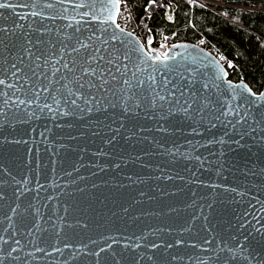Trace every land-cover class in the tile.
Instances as JSON below:
<instances>
[{"label": "water", "instance_id": "water-1", "mask_svg": "<svg viewBox=\"0 0 264 264\" xmlns=\"http://www.w3.org/2000/svg\"><path fill=\"white\" fill-rule=\"evenodd\" d=\"M11 2L22 4L27 0ZM109 2L110 0H98V4ZM120 7L117 5L113 10L111 22L104 23L108 21V9H100L98 6V12H102L101 24L93 22L92 27H106L108 34L117 31L121 39H124L130 48L135 49L133 61L138 66L140 62L136 60L137 56L153 57L149 63H158L161 67L165 63L180 65L178 72L183 73L186 78H192L197 90L218 102L212 111L219 115L223 110L227 115L215 120L209 114L199 124L184 119L180 114L166 121L159 120L158 109L150 113L156 119H146L142 111L138 116H130L126 121L129 127L136 124L146 129H155L159 120L167 132L146 131L142 135L147 136L149 140L155 137L164 141L166 147L177 152V158L173 160L164 155H145V152L157 151L154 145L147 141L137 143L121 140L115 151L122 154L128 163L124 165L121 161L122 167L113 170L107 168L112 159L110 156L93 155L105 147L100 138L90 134L81 135L82 132L88 133L89 128L93 127L89 124L90 120H104V113L85 114L81 120L77 117L53 115L45 110L39 114L40 119H29L23 114L24 106H21L19 113L12 109L7 122L0 116V181L7 180V184L0 186V191L6 192L9 197L7 202L0 201V221L3 220L7 204L15 206L19 203L23 210L31 203L34 209L39 210L43 217L39 222L48 231L36 233V236L46 241L37 243L44 247L50 256L34 253L35 258L31 264H61L69 252H75L77 256L71 264H92L95 258H81V252L78 250L87 244L89 249L98 251L96 245L90 244L89 241L95 240L99 247H105V240L109 236L118 240L111 253L123 255L125 259L122 264H131V257L134 255H152L158 261L170 260L171 256H182L185 260L172 264H188L186 254L197 251L191 245L196 244L197 249L206 248L208 245L204 244L205 238L211 242L213 249L237 247L238 241L240 245L245 246L244 255L250 250L257 260L264 257V248L255 243L261 240V234L264 233V132H261L259 127L252 132L248 126L252 123L251 118L248 124L236 123L239 117L232 111L236 109L237 112L243 113L247 109L257 115L264 112V98L259 95L264 93V85L260 93L249 95V86L243 81H231L226 63L199 44H174L161 54L150 47L154 41L153 37L143 45L133 33L123 30V34H120L115 27L118 24ZM30 12L31 9H16L18 15L15 16V24L19 27L14 28L13 15L9 13L8 19H5L3 11L0 10V27H7L17 36L30 32V25L35 21V18L29 15ZM77 19L79 18L69 17L73 24ZM68 22L45 21L53 30ZM99 34L97 32V35ZM0 39H4L3 33H0ZM157 56L160 58L159 62L154 59ZM129 67L131 69V65ZM143 67L151 71L148 65ZM156 75L159 79L161 73L157 72ZM204 84L208 85V90L202 88ZM229 85H232V88H229ZM4 91L3 86H0V105ZM251 92L254 93L252 90ZM119 111L116 110L117 115ZM70 136L77 139H69ZM16 140L22 142L17 144L14 142ZM220 140L225 143H210ZM189 141L191 143H188ZM197 155L202 157V161L194 159ZM136 156L141 159L136 160ZM97 164L106 170L100 171L95 167ZM156 165L164 167L166 174L174 179H155L160 175ZM3 169L9 170L21 181V185H15L11 177H6ZM126 175H132L134 180L140 177L143 183H129L124 179ZM120 183L125 186L119 187ZM17 187L27 189L19 200L13 195L14 188ZM141 192L145 195L140 196ZM123 207L129 208L128 214L121 211ZM28 219L35 222L37 218L29 215ZM52 220L56 221L57 228L63 225L59 238L51 227ZM83 223L88 225L86 229L81 227ZM69 224L72 227H68ZM4 226L0 223V234H3ZM157 229L164 231H155ZM256 229L260 231L257 232ZM141 235L147 236V240H135V237ZM125 237L132 239L126 241ZM245 237L249 238L248 241ZM177 239H183L185 243L176 246ZM162 240L173 243L174 247H161L159 250L142 247L135 253L131 250L125 251L123 247L125 243L133 241L145 244L148 241L161 243ZM22 243H27V240H22ZM65 243L71 247L64 249ZM107 243L111 244L112 241L107 240ZM51 245L62 249V254L53 251ZM27 250L33 251L31 245ZM197 254L207 255L203 251H197ZM121 255H117V259H120ZM143 264L149 262L145 260ZM234 264H256V260L245 262L240 256Z\"/></svg>", "mask_w": 264, "mask_h": 264}, {"label": "snow or ice", "instance_id": "snow-or-ice-1", "mask_svg": "<svg viewBox=\"0 0 264 264\" xmlns=\"http://www.w3.org/2000/svg\"><path fill=\"white\" fill-rule=\"evenodd\" d=\"M154 3L155 0H149L145 9L147 10ZM117 5L123 6L121 0H110L109 3L99 4L98 0H79V2H75V0H27L22 4L13 3L11 0H0V10L3 11L4 18L8 19L9 13L13 15L14 28L19 27L15 24V16L18 15L16 9L18 8L31 9L29 15L35 18L34 23L30 25V32L22 33L19 36L7 27H0V33L4 35V39H0V86L5 89L2 94L0 116H3L7 122L9 112L15 109L19 113L21 106H24L23 114L29 119H40L39 114L44 113L45 110L53 115L77 117L81 120L85 114L104 113V120H90L89 124L93 127L89 128L88 133L82 132L81 135L90 134L100 138L105 147L100 148L93 155L110 156L112 159L107 164V168L120 169L121 161L127 165L128 160L115 151L121 140L137 143L147 141L154 145L157 151L145 152V155H164L175 160L177 152L166 147L164 141L157 140L155 137L149 140L142 134L146 131L167 132L159 120L166 121L178 114L186 120L199 124L209 114L213 119L219 120L220 116H226L227 112L221 110L219 115L214 113L212 109L218 102H214L209 95L197 90L192 78H186L183 73L178 72L180 65L165 63L161 67L158 63H149L153 57L137 56L136 60L140 62V66H138L133 61L135 49L130 48L117 31L108 34L106 27H92L93 22L101 24L102 12H98V6L100 9H108V21L104 22L107 23L111 22L113 10L117 8ZM70 16L73 19L76 17L79 19L73 24L69 20ZM57 20H68L69 22L55 30L45 23V21L54 22ZM115 27L120 34H123V29H120L119 24H116ZM97 32L100 34L97 35ZM9 36L12 38L9 39ZM260 40H264V34L261 35ZM154 59L157 62L160 60L158 56ZM167 59L166 56L165 60ZM143 65L151 67V71H148ZM157 72L161 73L159 79L156 75ZM202 88L208 90V85L204 84ZM229 88H232V85H229ZM249 95L256 94L249 90ZM259 95L264 98V93ZM117 109L120 110L119 115H117ZM157 109L160 115L155 129H146L136 124L129 127L126 123L130 116H138L141 111L144 112L146 119H156L150 113ZM232 111L239 117L236 123L248 124L249 118H251L252 123L248 126L252 132H255L257 127L261 129V132H264V112L257 115L248 112L247 109L243 113L237 112L236 109H232ZM197 117L199 120H196ZM212 126L215 127L214 124ZM193 131L195 132V129ZM41 135L43 136L44 133ZM69 139L75 140L77 137L70 136ZM14 142L19 144L22 141ZM210 143L223 144L225 141H211ZM84 150L81 149V151ZM135 159L140 160L141 157L136 156ZM194 159L202 161V157L199 155ZM95 167L100 171L106 170L99 164ZM142 167H151V165H142ZM156 170L160 175L155 179L165 181L174 179L171 175L166 174L164 167L156 165ZM2 171L6 177H11L15 185H21V181L17 180L9 170L3 169ZM180 178L182 179V177ZM124 179L129 183L137 181L143 183L140 177H136L134 180L132 175H126ZM4 184H7V180L0 181V186ZM124 186L123 183L119 184V187ZM93 187L97 186L93 185ZM25 191H27L26 188L23 190L19 187L14 188L13 195L16 200H19ZM162 194L166 195L167 193L162 192ZM139 195L144 196L145 193L141 192ZM8 199L7 193L0 191V201L7 202ZM134 202L141 203L142 201ZM121 211L128 214L129 208L123 207ZM171 211L175 210L171 209ZM29 215L37 218L35 222L28 219ZM49 219L51 220V217ZM58 219L63 218L58 217ZM40 220H43V217L31 203L23 210L19 203H16L15 206L7 204V210L3 212V220L0 221L5 225L3 234H0V264H31L35 258L34 253L50 256V253L37 243V241L40 243H46V241L42 237L36 236V233L48 231L47 228L41 226ZM44 222L48 223V221ZM51 227L59 238L63 225L57 228L56 221L52 220ZM68 227H72V225L69 224ZM81 227L86 229L88 225L83 223ZM240 227L242 228L243 224ZM155 231L163 232L164 229ZM256 231L260 230L256 229ZM131 239L125 237L126 241ZM248 239L245 237L246 241ZM22 240H27V243H22ZM107 240H111L112 243L108 244ZM135 240L145 241L147 236L141 235L135 237ZM89 243L96 245L99 250L89 249L85 244L78 251L81 252V258L91 260L94 257L95 260L92 261V264H122V260L125 259L121 254L111 253L113 245L118 244V240L113 236L106 238L105 247H99L95 240H90ZM184 243L183 239L175 241L176 246ZM255 243L264 248V233L261 234V240L255 241ZM204 244L208 247L197 249L196 244L191 245L194 250L203 251L207 255H198L197 251L186 254L188 264H234L240 256L245 262L256 260V264H264V257L257 260L250 250L247 255H244L245 246L240 245L238 241L237 247L225 246L218 249H213L211 242L206 238ZM29 245L33 251L27 250ZM51 247L53 251L62 254V249L55 245H51ZM63 247L69 249L71 246L65 243ZM123 247L125 251L131 250L135 253L142 247L149 250H159L161 247L171 249L174 244L163 240L161 243L148 241L145 244L133 241L125 243ZM106 252L110 255L102 256ZM117 255H121V258L117 259ZM76 258L75 252H69L68 257L63 259L61 264H71ZM145 260L149 264H172V262L185 260V257L171 256L170 260L158 261L152 255L147 257L134 255L131 257V264H143Z\"/></svg>", "mask_w": 264, "mask_h": 264}, {"label": "trees", "instance_id": "trees-1", "mask_svg": "<svg viewBox=\"0 0 264 264\" xmlns=\"http://www.w3.org/2000/svg\"><path fill=\"white\" fill-rule=\"evenodd\" d=\"M118 22H129L151 49L196 43L224 59L229 79L245 82L254 93L264 85V0H123ZM259 41V42H258ZM231 65V66H229Z\"/></svg>", "mask_w": 264, "mask_h": 264}, {"label": "built area", "instance_id": "built-area-1", "mask_svg": "<svg viewBox=\"0 0 264 264\" xmlns=\"http://www.w3.org/2000/svg\"><path fill=\"white\" fill-rule=\"evenodd\" d=\"M190 2H194V1H196V0H189ZM122 3H124V1L123 0H121V4ZM118 24H119V26L123 29V30H125V31H128V32H130V33H133V34H135L136 35V28L134 27V26H132L129 22H121V23H119L118 22ZM137 36V35H136ZM138 37V36H137ZM139 38V37H138ZM139 40L142 42V44L143 45H145V43H144V41H142L140 38H139ZM159 43H161V41L159 42ZM170 46H172V45H170ZM170 46H168L167 47V49L170 47ZM153 51H156V52H158L156 49H152ZM159 53V52H158ZM220 58V57H219ZM223 62H224V60L222 59V58H220Z\"/></svg>", "mask_w": 264, "mask_h": 264}, {"label": "rangeland", "instance_id": "rangeland-1", "mask_svg": "<svg viewBox=\"0 0 264 264\" xmlns=\"http://www.w3.org/2000/svg\"><path fill=\"white\" fill-rule=\"evenodd\" d=\"M201 1H203L202 3H204V2L207 3V1H205V0H201ZM119 16H120V15H119ZM170 45H171V44L168 43L167 41H165V40H161V43L158 44V46L156 47V50H157L159 53L163 54V53H165V52L167 51V47L170 46ZM223 60H224V59H223ZM225 63H226V62H225Z\"/></svg>", "mask_w": 264, "mask_h": 264}, {"label": "bare ground", "instance_id": "bare-ground-1", "mask_svg": "<svg viewBox=\"0 0 264 264\" xmlns=\"http://www.w3.org/2000/svg\"><path fill=\"white\" fill-rule=\"evenodd\" d=\"M225 62V61H224Z\"/></svg>", "mask_w": 264, "mask_h": 264}]
</instances>
